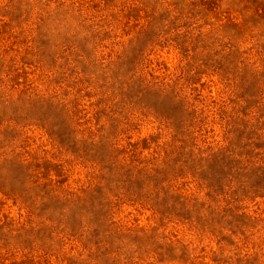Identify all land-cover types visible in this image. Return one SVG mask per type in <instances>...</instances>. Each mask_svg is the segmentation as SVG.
<instances>
[{
    "label": "rangeland",
    "instance_id": "rangeland-1",
    "mask_svg": "<svg viewBox=\"0 0 264 264\" xmlns=\"http://www.w3.org/2000/svg\"><path fill=\"white\" fill-rule=\"evenodd\" d=\"M0 264H264V0H0Z\"/></svg>",
    "mask_w": 264,
    "mask_h": 264
}]
</instances>
